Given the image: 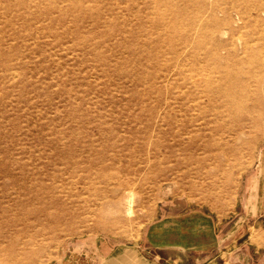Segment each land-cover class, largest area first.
I'll return each mask as SVG.
<instances>
[{
    "label": "rangeland",
    "instance_id": "rangeland-1",
    "mask_svg": "<svg viewBox=\"0 0 264 264\" xmlns=\"http://www.w3.org/2000/svg\"><path fill=\"white\" fill-rule=\"evenodd\" d=\"M256 3L0 0V264H264Z\"/></svg>",
    "mask_w": 264,
    "mask_h": 264
},
{
    "label": "crops",
    "instance_id": "crops-1",
    "mask_svg": "<svg viewBox=\"0 0 264 264\" xmlns=\"http://www.w3.org/2000/svg\"><path fill=\"white\" fill-rule=\"evenodd\" d=\"M172 224L178 226V228L173 230L176 234L188 233L191 235L193 242H195V238H198L195 237L196 233L201 237L198 238L199 240H205V238L206 240H211L212 236L216 237V228H214L215 223L211 221L208 215L204 213L202 214L201 212L196 214L191 213L181 218V220L178 217V219L175 220L174 223L172 222Z\"/></svg>",
    "mask_w": 264,
    "mask_h": 264
},
{
    "label": "bare ground",
    "instance_id": "bare-ground-1",
    "mask_svg": "<svg viewBox=\"0 0 264 264\" xmlns=\"http://www.w3.org/2000/svg\"><path fill=\"white\" fill-rule=\"evenodd\" d=\"M218 8H220V10L224 9L222 6L218 7ZM260 11L264 12V5L259 4V3L252 4V5H250L248 7V9H246V13H248L249 15H251V13H257V12H260ZM243 23L244 22L242 21V24ZM260 53L261 52L259 51L258 54L261 55Z\"/></svg>",
    "mask_w": 264,
    "mask_h": 264
}]
</instances>
